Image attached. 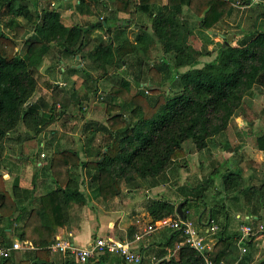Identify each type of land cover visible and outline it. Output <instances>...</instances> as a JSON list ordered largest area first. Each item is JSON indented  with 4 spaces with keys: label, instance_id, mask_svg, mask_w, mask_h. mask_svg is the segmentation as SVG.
I'll return each instance as SVG.
<instances>
[{
    "label": "trees",
    "instance_id": "obj_1",
    "mask_svg": "<svg viewBox=\"0 0 264 264\" xmlns=\"http://www.w3.org/2000/svg\"><path fill=\"white\" fill-rule=\"evenodd\" d=\"M86 1L77 0L80 11L88 6ZM111 1L116 13L131 14L133 10L146 13L150 24L136 23L139 31L131 40L125 28L132 23L128 21L131 18L125 19L123 25H114L116 19L103 17L89 26H68L61 21L58 10H43L40 15L35 10L37 0L32 1L34 11L25 0H0V18L3 14L9 15L3 26L26 44L25 53L21 55L17 41L0 28V148L4 138L21 122L37 134L53 121V115L44 112V104L32 100L37 90L34 70L51 44L64 55L81 57L91 29H103L109 34L93 45L90 54L100 77H105L114 67L124 65L130 56L140 60L146 58L150 46L158 43L163 54L148 72L156 83H161V73L167 71V79L170 83L177 81L178 88L176 93L170 94L151 82L147 91L154 97L148 99L137 86L132 91L134 83L139 81L138 74L120 70L122 75L118 83L107 91V98H110L105 102L107 117L100 131L95 158L82 160L73 149L52 153L48 168L54 188L41 197V207L32 209L14 232L21 244L32 248L31 253L18 261L12 253L8 258L0 259V264L52 263L47 259L50 245L55 240L56 230L68 222L67 201L80 186V175L73 169L84 168L90 174L88 187L93 197L111 200L120 193V181L132 185L137 178L154 179L172 162L183 158L187 153L183 147L185 141L190 140L196 151H202L216 141V137H223L232 118L241 114L245 98L252 95L255 84L264 76V0ZM98 2L102 3L101 0ZM234 3L247 7L239 32L232 36L225 33L221 40H214L210 31L232 15ZM20 17L25 22H21ZM195 30L202 32L208 45L215 46L214 57L201 66V57L209 52L207 46L200 49L190 42ZM167 54L171 61L166 58ZM170 67L175 69L173 75L169 72ZM67 70L78 72L81 67L69 65ZM73 96L77 98L74 92ZM94 135L95 132L87 139L94 140ZM256 141L258 149L264 151V134L257 136ZM225 147L230 148L227 140ZM17 181L16 178L13 182V190ZM242 182L239 171H228L223 175L224 193L244 190L256 193L253 186L241 190ZM261 189L258 188L257 202L263 199ZM197 205L196 201L185 199L186 210ZM214 206L216 208L212 207L205 215L215 219L216 213L225 211V207L218 201ZM147 209L154 221L176 216L174 203L167 200H152ZM17 210L18 202L6 190L0 173V224H4L0 227L1 246L11 245L4 229L16 221ZM169 230L163 243L144 249L143 260L154 257L153 264H206L200 253L184 243L182 231ZM219 243L211 253L215 264L221 261L229 247L228 243L222 247ZM109 256L105 253L85 264H103ZM65 264L80 263L66 260ZM115 264L125 263L120 259ZM253 264H264V259Z\"/></svg>",
    "mask_w": 264,
    "mask_h": 264
},
{
    "label": "crops",
    "instance_id": "obj_2",
    "mask_svg": "<svg viewBox=\"0 0 264 264\" xmlns=\"http://www.w3.org/2000/svg\"><path fill=\"white\" fill-rule=\"evenodd\" d=\"M63 1L67 2L68 0ZM101 2L102 6H105L107 0H101ZM235 8L240 9L238 20L240 18V24L243 23L247 7L243 5L236 6L234 4L232 15L213 28L212 30L214 31H210L213 32L214 36L219 35L221 39L225 36V33L230 36V27L233 25L232 20L233 14L236 11ZM109 9L112 8L109 7ZM136 12L137 17L147 15L139 11ZM82 16L84 17V21L89 20V14L84 13ZM125 16L126 14H123L121 17ZM119 17L120 15L117 14L116 16L115 14L111 16V19L114 20ZM89 25L91 24L87 26ZM134 28L137 30L138 26L135 25ZM100 30L96 28L93 31L100 33ZM75 66L81 67L82 65L79 63ZM55 128L58 132L54 135L48 133L46 135L47 139H41L35 145L31 143L28 145L25 141L17 139L2 141L0 148L2 154L0 173L3 176L6 190L11 195V198H15L18 202V210L15 213L16 221L10 227L4 229L10 243L12 240H18L14 232L18 227L22 226L29 212L32 209H39L41 207V197L54 188L48 168L52 153L57 151L58 148L59 150L73 149L78 151L82 160L95 158V148L99 145L100 141L98 139L88 140L87 138L93 132H102L103 124H98L97 120L94 119L90 120V122H84L78 132L79 134H72L76 135L73 141L68 140L71 134H66L60 127ZM240 129L238 128V130ZM228 135L226 140L230 148L225 147V142L216 141L215 147H210L209 145L202 151L187 150L186 155L178 160L184 159L187 161L190 158L193 164H198L197 158L194 159L193 157L207 154L210 161L218 164V168L215 171L220 168V165L224 164L227 167L226 172L242 171L243 182L241 187L243 189L241 190H244L248 186V183L244 184V179L247 177L252 179L249 185L257 187L258 182L256 180L258 177L263 178L261 174L262 171L264 172L261 156L259 153L253 155L252 153L254 152L251 153L248 145H236L237 139L231 138L230 134ZM45 147H49L51 150L48 155L42 151ZM244 150L247 152V155H245ZM40 158H43L44 161L40 162ZM176 161L172 162L160 176L154 179L137 178L132 185H127L123 181L120 182L119 195L108 201L93 197L88 187L90 174H88L86 169H73L75 174L80 175V186L68 198V222L63 228H58L56 232L69 234L71 241L78 246H87L97 237L127 239L133 242L132 246L135 250L143 253L144 249L163 243L171 231L169 228H161L150 234L142 235L138 240L135 239L136 234L143 232L145 224H150L154 221L147 209V204L152 200L173 202L175 214L177 204L183 202L182 210L185 211L186 219H195L194 221L203 229L209 217L205 213L211 212L212 207L216 208L213 201H218L219 199H214V193L212 192L211 195L207 194L206 191L200 195H195L194 192L200 184H189L184 177V173L186 174V172L184 171L182 162ZM236 167L240 170H235ZM91 173L93 172L91 171ZM16 178L18 185L13 190V182ZM171 181H173L175 187L171 191H166ZM224 194L225 198L230 200V202L225 201V198L219 201V203L224 204L225 211L220 210L215 215L218 230L212 236L213 248L217 242H220L219 246L221 245V247L223 245L227 246L228 243L229 247H226V252L220 261L222 264L258 263L264 259V201L262 199L261 202H257V193H251L250 190ZM250 195L251 197H249ZM199 196L206 200L204 204L197 202L200 199ZM167 197L168 199H165ZM186 198H189L193 202L196 201L198 205L192 206L190 210H186L184 207ZM202 213L203 215L201 216ZM176 217H178L177 214L171 218ZM241 225H250L253 229L245 245L238 243ZM2 226L4 224H0V227ZM243 246L246 248L245 252H242ZM31 250V247L21 248L12 253L15 256V260L18 261L27 257L31 253ZM47 259L52 262L51 264H65L66 260H73L71 257L64 256L51 249L47 255ZM120 259V257L110 254L103 264H115ZM145 261H147V264H153L154 257H151V259L149 257V260H143L142 264H146Z\"/></svg>",
    "mask_w": 264,
    "mask_h": 264
},
{
    "label": "rangeland",
    "instance_id": "obj_3",
    "mask_svg": "<svg viewBox=\"0 0 264 264\" xmlns=\"http://www.w3.org/2000/svg\"><path fill=\"white\" fill-rule=\"evenodd\" d=\"M29 8L34 11L32 1L33 0H25ZM77 0H68L67 2L63 0H37V10L40 15L43 13V10H58L61 13V21L68 26L79 24V25H88L94 24L103 19V17H111L112 15L117 16L120 15L119 19L116 18L114 25H123L125 24L124 20L127 18H131V26L128 24L125 25L126 31L128 36L131 40L134 39V36L137 34L139 29L135 30L136 23H145L150 24L148 20V16L137 17V12L133 10L131 14H126L125 17H121L123 14L116 13L114 5L111 0H107L105 6H102V3L92 0H87L88 6L83 11H80L78 6L76 5ZM235 4V3H234ZM236 6L238 3L235 4ZM94 6L93 8H91ZM112 8V9H109ZM236 11L233 14V25L230 27V35L235 32H239V24L240 18V9L235 8ZM239 11V12H238ZM84 13H87L89 16V20L84 21ZM9 15L3 14L0 18V28L8 35L13 36L10 30L6 29L3 26V21L8 18ZM21 22H25L23 18H19ZM128 23V22H126ZM99 29V28H98ZM91 29L89 41L83 47L80 56L76 58L69 55H64L61 49L57 48L55 45L51 44L50 49L47 52L45 58L38 65L35 70L34 74L37 79V90L35 95L33 96L32 100H38L40 104H44L46 113H51L53 115V121L44 127V129L35 134L34 131L27 127L24 123H20L15 130L7 135L5 140L10 139H17L23 140L28 145L31 143L35 145L41 139H47L46 135L48 133L54 135L58 130L55 127H60L63 132L66 134H71L68 137V140L73 141L76 135H72L73 133H77L80 131L81 126L84 122H90V120L94 119L97 120L98 124L105 125V119L107 117L105 112V102L106 100H110L107 98V91L110 87L114 84L118 83L120 78V73L124 69L129 74H138L136 75L139 79L137 83H134L132 86V91L135 90L136 86L139 89H142L144 93L147 95L148 99H152L154 97L153 94L148 93L147 86L152 82L154 85H158L163 92H170V94H174L177 92L178 88L176 86L177 81H170L167 79L168 72L163 71L162 74V82L156 83L152 77V75L148 72V69L152 65H157L160 56L163 54L161 46L156 43L152 44L149 48V52L146 55V58L143 57L141 60L136 56H130L126 59L124 65L114 67L109 71V73L105 77L99 76V69L96 67L92 57L91 51L93 49V45L96 42L103 41V37L106 39L108 37V33L105 30H100V33H95ZM214 40H221L219 36H212ZM13 38L17 41L18 50L21 55L25 53L26 44L24 40L19 37ZM190 42L196 47L203 49L204 45L207 46L208 55H204L201 57V63L199 66L202 65L203 62L209 61L214 57L215 54V46L208 45L206 40H204V35L201 31L195 30V32L190 37ZM166 58L171 61L170 55H165ZM81 63V71L78 72H69L67 70L68 64L71 66H75ZM60 65V66H59ZM80 68V67H79ZM125 71L123 73H125ZM174 67L169 68V72L171 75L174 74ZM97 81H96V80ZM55 83V85H54ZM73 92L77 95L75 99L73 96ZM115 101V100H114ZM125 110V112H127ZM238 128H241L238 130ZM95 139L100 141L101 133H95ZM230 134L231 138L237 139L236 145H248V149L254 153L261 156L262 164L264 165V151H261L257 147V136L264 134V76L260 78V80L255 84L253 88L252 95L248 96L244 100V107L241 114H238L230 121V126L228 131L223 137L219 136L216 137V141H223L227 139ZM54 137V136H53ZM94 139V140H95ZM216 141L210 143V147H215ZM222 142V143H223ZM56 146H58L56 144ZM183 147L186 150H195L191 144L190 140H187L183 143ZM96 149V148H95ZM59 150V148H58ZM44 153L47 155L50 153V148L45 147L42 149ZM96 151V150H95ZM245 155L247 152L244 150ZM2 155V154H1ZM2 157V156H1ZM194 159L197 158L198 164L191 161V159H181L177 160L176 162H182L184 166V177L189 184H197L199 185L195 190V195H200L205 191L207 194L211 195V192L214 193V199L218 198V202L220 199L224 200L225 194L223 190V175L227 172L226 164L220 165V168L215 171L217 167V163L214 161H210V158L207 154L199 155V157H193ZM193 160V159H192ZM44 159L40 158V162H43ZM236 162V161H234ZM240 170L236 167L235 170ZM241 171V170H240ZM239 171V172H240ZM242 173V171L240 172ZM173 175V173L171 172ZM261 176L263 178L258 177L257 182L258 186L254 187L257 192L259 187H262V195L264 201V172L262 171ZM174 177V176H173ZM244 184L248 183L247 187H249V183L252 181L250 178L244 179ZM122 182V181H120ZM198 182V183H197ZM185 183V182H184ZM175 184L173 181L169 182V186L166 188V191H171L174 189ZM177 188V187H176ZM241 189H243L241 187ZM246 189V188H244ZM215 191V192H214ZM252 193V192H251ZM259 193H257L258 195ZM200 197V196H199ZM251 197V195L249 196ZM165 199H168L165 198ZM200 202H206L203 197H200ZM225 201L230 202L225 198ZM213 202H217L213 201ZM195 219L192 218L191 221L194 223ZM148 224H145V227ZM14 240L11 241V243ZM73 259V258H72ZM74 260V259H73ZM147 264V261H145Z\"/></svg>",
    "mask_w": 264,
    "mask_h": 264
},
{
    "label": "built area",
    "instance_id": "obj_4",
    "mask_svg": "<svg viewBox=\"0 0 264 264\" xmlns=\"http://www.w3.org/2000/svg\"><path fill=\"white\" fill-rule=\"evenodd\" d=\"M256 1V0H253ZM161 228L177 229L185 235L184 243L195 249L203 256L206 264H215L211 257L213 251L212 236L217 232L218 225L216 220L209 216L206 220L205 227L201 229L197 222L180 217H164L148 224L141 234H136L138 240L142 235H147ZM238 243L245 245L246 240L252 234L253 229L250 225H241ZM133 242L127 239L97 237L87 246H78L71 241L67 233L56 232L55 240L50 245V249L64 256L73 258L80 264H85L90 259L96 258L102 254H111L120 257L125 264H142L143 254L133 248ZM24 246L18 240L11 243L10 246L0 245V259H6L11 256L12 252ZM246 248L243 246L242 252ZM218 264H222L219 262Z\"/></svg>",
    "mask_w": 264,
    "mask_h": 264
},
{
    "label": "water",
    "instance_id": "obj_5",
    "mask_svg": "<svg viewBox=\"0 0 264 264\" xmlns=\"http://www.w3.org/2000/svg\"><path fill=\"white\" fill-rule=\"evenodd\" d=\"M182 204L183 202H180L179 204H177L176 206V214L178 217H180L181 219H185L186 216L185 214L183 213V210H182Z\"/></svg>",
    "mask_w": 264,
    "mask_h": 264
}]
</instances>
